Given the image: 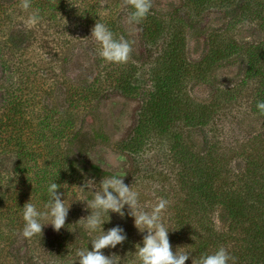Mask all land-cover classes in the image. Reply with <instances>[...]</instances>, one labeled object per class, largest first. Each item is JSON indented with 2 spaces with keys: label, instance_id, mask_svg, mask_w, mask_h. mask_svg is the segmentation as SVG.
<instances>
[{
  "label": "rangeland",
  "instance_id": "374dc122",
  "mask_svg": "<svg viewBox=\"0 0 264 264\" xmlns=\"http://www.w3.org/2000/svg\"><path fill=\"white\" fill-rule=\"evenodd\" d=\"M166 1L152 0L153 8L162 11ZM242 2H250L245 10L251 9V14L240 20L243 30L234 32L235 37L241 43L262 41L264 21L255 23L264 16L253 18L254 9L262 1L237 0L238 9ZM20 3L21 0H0V264H72L78 250H92L90 239L99 233L90 237L77 223L90 214L86 201L92 198L90 189L81 194L77 187L93 180L99 189L104 178L88 173L90 164L110 174L105 177H123L125 185L139 192V202L146 211L151 210L157 198L169 201L162 215L169 242L174 253L183 248L189 254L185 264H192L193 259H198L193 253L194 240L208 233L206 212L199 207L193 209L188 190L178 187L176 174L180 168H175L171 145L165 138L153 134L142 139L139 146L131 143L156 78L167 69L161 57L172 30L169 21L163 19L164 32L155 23L147 34V17L134 30L126 23L131 9L123 6V0H31L28 12ZM36 9L40 23L28 28L22 18ZM148 14L156 17L155 21L161 20L155 10ZM201 17L204 22L208 20L205 14ZM97 22L104 23L115 38L123 36L132 44L127 63H109L99 56V45L90 38ZM189 47L191 51V42ZM199 51L192 54L193 59L200 57ZM244 59L227 71L216 69L207 84H190L185 90L194 98H224V91L240 83ZM257 87L255 80L245 81L231 96V102L222 104L218 112L217 120L224 129L221 142L237 155L231 159L235 171L245 168L240 150L246 151L247 141L264 131L262 116L252 111L251 96ZM77 132L88 143L84 169L69 165V159L76 156L69 142ZM197 134V138L203 137ZM229 177L233 178L231 174ZM51 182L60 185L61 198L66 207L70 205L65 226L54 231L45 219L41 221L45 225L42 235L25 239L21 235L22 208L31 202L38 211H46ZM183 207L205 214L193 217L196 227L180 229L173 222L174 213ZM123 211V217L109 213L102 230L106 233L119 226L126 240L102 251L105 256L115 254L121 264H127V255L135 252L137 244L142 246L146 233L136 229L127 206ZM212 221L217 223L215 214ZM218 227L224 230L226 225L218 223ZM234 242L235 238L224 247L228 253L240 247Z\"/></svg>",
  "mask_w": 264,
  "mask_h": 264
},
{
  "label": "trees",
  "instance_id": "16d2710c",
  "mask_svg": "<svg viewBox=\"0 0 264 264\" xmlns=\"http://www.w3.org/2000/svg\"><path fill=\"white\" fill-rule=\"evenodd\" d=\"M261 1V6L253 11V18L264 16V0ZM249 3L242 2L238 9L237 0H167L162 11L152 4L150 11L155 10L161 20L155 21L156 17L148 14L147 34L155 23L164 32V18L172 28L161 57L163 63L167 62V69L156 78L131 143L139 146L142 139L155 134L171 145L173 164L180 168L176 174L178 187L188 190L192 208L199 207L207 216V236L194 240L196 258L214 253L235 238L234 243L238 242L240 247L229 253L235 258V264H264V131L247 141L246 151L240 150V156L244 154L245 168L235 171L231 162L237 155H233L235 150L223 146L224 129L217 120L218 112L224 107L222 104H229L231 96L238 93L237 88L244 86L247 80H255L258 85L251 96L252 111L264 120V114L256 107L258 102H264V38L257 43H241L234 35L243 30L240 20L251 14L250 8V11L245 10ZM204 14L208 16L205 22L201 17ZM263 21L264 18L255 24ZM198 51L200 57L195 60L192 54ZM242 57L245 58L243 77L235 88L224 91V98L220 95L215 101L195 99L185 90L190 84H207L214 78L216 69L227 71ZM198 132L203 134L201 139L196 136ZM86 142L80 132L70 139L69 144L76 153L74 159H69L70 167L84 169ZM228 151L234 152L229 155ZM87 169L96 178L110 176L97 165L90 164ZM229 174L233 176L231 180ZM179 209L173 215V222L180 229L196 227L193 217L205 215L186 207ZM214 214L217 223L212 221ZM218 223H225L226 228L221 230Z\"/></svg>",
  "mask_w": 264,
  "mask_h": 264
},
{
  "label": "clouds",
  "instance_id": "9594fccd",
  "mask_svg": "<svg viewBox=\"0 0 264 264\" xmlns=\"http://www.w3.org/2000/svg\"><path fill=\"white\" fill-rule=\"evenodd\" d=\"M123 6L131 9L126 17V23L134 30L149 13L152 7V0H123ZM20 7L28 12L31 9V0H21ZM107 14V13H105ZM26 27L33 28L40 23L39 9L31 11L27 18H22ZM91 39L99 45L98 54L106 62L122 64L127 63L132 52V44L123 36L115 38L114 34L104 23H95L91 30ZM258 111L264 114V102L256 105ZM93 180H88L83 187H77L83 194L90 189L91 199L86 201L90 214L82 217L77 223L91 237L92 250L87 248L78 250L72 264H121V259L112 254L105 256L104 249L115 248L126 240V234L119 226L109 229L106 233L102 225L109 220V213H115L120 217L124 216L125 206L129 209V215L134 219V226L141 233H146L142 240V246L137 244L134 253L127 256V264H185L189 254L178 248L174 253L169 242V230L162 221V215L167 210L169 201L157 198L150 211H146L139 202V192L123 182L121 176L104 177L96 188ZM60 185L51 182L47 187L49 199L45 204L46 211H38L35 204L28 202L23 206L24 227L22 237L31 239L36 235H42L45 226L42 220H49L54 231H59L65 226L67 214L70 208L65 206V199L61 198L58 191ZM107 217L105 220L104 218ZM76 223V224H77ZM235 264V258L231 257L228 251L219 247L212 254L201 255L193 259L192 264Z\"/></svg>",
  "mask_w": 264,
  "mask_h": 264
}]
</instances>
